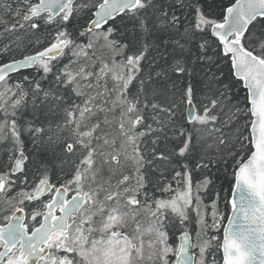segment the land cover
<instances>
[{"label": "snow or ice", "instance_id": "6c2138e0", "mask_svg": "<svg viewBox=\"0 0 264 264\" xmlns=\"http://www.w3.org/2000/svg\"><path fill=\"white\" fill-rule=\"evenodd\" d=\"M0 264H264V0H0Z\"/></svg>", "mask_w": 264, "mask_h": 264}]
</instances>
